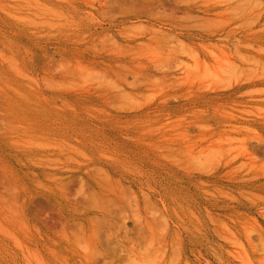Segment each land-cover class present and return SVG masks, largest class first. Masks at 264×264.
Instances as JSON below:
<instances>
[{
  "label": "rangeland",
  "instance_id": "obj_1",
  "mask_svg": "<svg viewBox=\"0 0 264 264\" xmlns=\"http://www.w3.org/2000/svg\"><path fill=\"white\" fill-rule=\"evenodd\" d=\"M0 264H264V0H0Z\"/></svg>",
  "mask_w": 264,
  "mask_h": 264
}]
</instances>
